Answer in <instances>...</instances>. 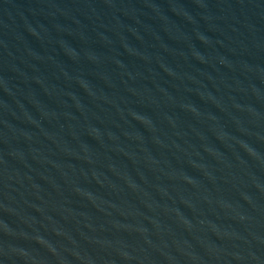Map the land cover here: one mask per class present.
<instances>
[{
    "label": "water",
    "instance_id": "95a60500",
    "mask_svg": "<svg viewBox=\"0 0 264 264\" xmlns=\"http://www.w3.org/2000/svg\"><path fill=\"white\" fill-rule=\"evenodd\" d=\"M0 264H264V0H0Z\"/></svg>",
    "mask_w": 264,
    "mask_h": 264
}]
</instances>
